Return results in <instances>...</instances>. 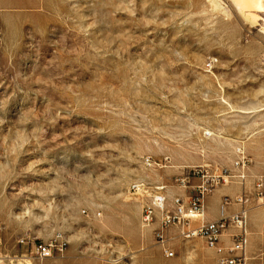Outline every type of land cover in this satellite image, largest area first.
I'll return each instance as SVG.
<instances>
[{
	"label": "rangeland",
	"instance_id": "1",
	"mask_svg": "<svg viewBox=\"0 0 264 264\" xmlns=\"http://www.w3.org/2000/svg\"><path fill=\"white\" fill-rule=\"evenodd\" d=\"M218 178L206 217L244 194L264 222V0H0V264H219L185 236Z\"/></svg>",
	"mask_w": 264,
	"mask_h": 264
},
{
	"label": "built area",
	"instance_id": "2",
	"mask_svg": "<svg viewBox=\"0 0 264 264\" xmlns=\"http://www.w3.org/2000/svg\"><path fill=\"white\" fill-rule=\"evenodd\" d=\"M146 165L150 166V160L146 161ZM249 162L242 155L240 161L237 163V167L240 168L242 175L239 176V179L244 181L246 178V170L248 168ZM221 183L220 179H213L212 181H204L202 185L197 188L196 196L192 199L190 203L189 215L201 213L203 212V201L205 196L208 194L209 189L214 186H218ZM227 182L223 179V184ZM141 186L134 185L132 187L133 191L139 192L141 191ZM259 191L262 190L263 185L260 183L258 185ZM261 196V193H260ZM167 202V198L163 195H159L155 198L153 205L147 206L143 212V224L145 226H150L154 221V216L156 210H160L164 212L165 205ZM235 204L241 207V211L231 217L223 218L217 222L204 224L201 227L188 232L185 234L187 239L192 238H201L203 239L208 248L213 250L217 257L219 264H246V251L248 248V212L246 210L247 199L243 194L237 199H235ZM175 205L177 206V215H171L170 213H166L163 219V228H169L171 225H174L176 222L180 221L178 217L184 214V206L182 205V201L180 199L175 200ZM225 205H231V201L226 198ZM230 228L235 230V234L230 235L231 245L223 246L222 238L223 234L227 232ZM158 239L162 242L164 240V236L161 234L157 235ZM24 243V241H22ZM67 250V243L63 240L61 236H57L50 240L48 243H38L35 246V257L43 262L48 259H52L55 256L64 255ZM167 256L169 258L174 257L173 253H168Z\"/></svg>",
	"mask_w": 264,
	"mask_h": 264
},
{
	"label": "crops",
	"instance_id": "3",
	"mask_svg": "<svg viewBox=\"0 0 264 264\" xmlns=\"http://www.w3.org/2000/svg\"><path fill=\"white\" fill-rule=\"evenodd\" d=\"M238 192V189L224 190L222 192V195L234 197L238 194ZM211 203L213 204L211 205L213 207V210L211 209L213 211V216L205 217L202 225L214 223L223 218L231 217L241 211V207L239 205H229V207L221 208L220 197H214ZM257 217L258 213H256L255 211L248 213V243L251 249L253 250V253L255 255H260L264 252V222L257 220ZM228 231L230 232V234L235 233V230L232 228H230ZM222 242V245L225 247L231 245V240L229 237L222 239Z\"/></svg>",
	"mask_w": 264,
	"mask_h": 264
},
{
	"label": "bare ground",
	"instance_id": "4",
	"mask_svg": "<svg viewBox=\"0 0 264 264\" xmlns=\"http://www.w3.org/2000/svg\"><path fill=\"white\" fill-rule=\"evenodd\" d=\"M236 3H237V6L239 7V9H241V10H244V11H248V12H250V11H252L253 9H257V7L259 6V0H236ZM262 6V5H261ZM262 8V7H261ZM258 9H260V7L258 8ZM250 14V13H249ZM212 134V133H211ZM206 136H210V133H207L206 134ZM228 182V181H227ZM229 189H232V186H229ZM208 200V202H207V204L205 205L206 207H207V205L209 206H211V205H213L212 203H211V201H212V198H208L207 199ZM222 207H227V206H221V208ZM211 209L213 210V207L211 206ZM206 212L205 211H203V212H201V213H194V214H191L190 216H186V217H188V218H190L191 220H189V221H192L193 220V223H198V221L200 222L201 221V223H203L204 222V219H205V217H206ZM202 225V224H201ZM190 231H193V230H190ZM189 231V232H190ZM226 233V232H225ZM224 233V234H225ZM223 234V235H224Z\"/></svg>",
	"mask_w": 264,
	"mask_h": 264
}]
</instances>
